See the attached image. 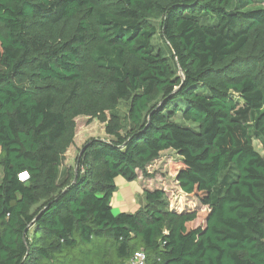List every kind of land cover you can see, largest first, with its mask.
I'll use <instances>...</instances> for the list:
<instances>
[{"label": "trees", "instance_id": "1", "mask_svg": "<svg viewBox=\"0 0 264 264\" xmlns=\"http://www.w3.org/2000/svg\"><path fill=\"white\" fill-rule=\"evenodd\" d=\"M78 117L106 138L62 173ZM254 141L264 0H0V264H264ZM166 151L205 209L154 189L113 215L115 180Z\"/></svg>", "mask_w": 264, "mask_h": 264}, {"label": "rangeland", "instance_id": "2", "mask_svg": "<svg viewBox=\"0 0 264 264\" xmlns=\"http://www.w3.org/2000/svg\"><path fill=\"white\" fill-rule=\"evenodd\" d=\"M104 139L106 135L104 133V124L93 120L89 122L86 117H78L75 120V137L73 144L69 147L65 155V161L62 165V173H65L69 168H74L75 159L82 148L84 143L89 139ZM254 148L257 152L264 156V147L254 141ZM180 163V159L172 151H166L161 153L159 159L153 162L148 168L147 172L152 178H143L140 173L138 183L139 190H154L161 189L167 196V201L172 210L178 213L191 212V211H203L205 207L202 206L199 199L195 195H187L181 191L178 183L176 182V169L172 172V167ZM2 179V170L0 168V181ZM143 188V189H142ZM138 190V191H139ZM145 203L141 206L143 207ZM111 206L113 215L120 213H126L127 211L119 208L118 199L111 198ZM139 207V208H141ZM137 208V209H139ZM136 209V210H137Z\"/></svg>", "mask_w": 264, "mask_h": 264}, {"label": "crops", "instance_id": "3", "mask_svg": "<svg viewBox=\"0 0 264 264\" xmlns=\"http://www.w3.org/2000/svg\"><path fill=\"white\" fill-rule=\"evenodd\" d=\"M138 179L139 176L134 182H126L120 177L115 180L116 191L113 194V198L118 199L119 208L128 213L135 212L137 208L145 203V191L140 192Z\"/></svg>", "mask_w": 264, "mask_h": 264}, {"label": "built area", "instance_id": "4", "mask_svg": "<svg viewBox=\"0 0 264 264\" xmlns=\"http://www.w3.org/2000/svg\"><path fill=\"white\" fill-rule=\"evenodd\" d=\"M28 175L26 173H22L19 175L20 181H25ZM147 257L144 251L138 250L133 253V255L124 263L122 264H146Z\"/></svg>", "mask_w": 264, "mask_h": 264}, {"label": "water", "instance_id": "5", "mask_svg": "<svg viewBox=\"0 0 264 264\" xmlns=\"http://www.w3.org/2000/svg\"><path fill=\"white\" fill-rule=\"evenodd\" d=\"M82 152H83V150H81V151H80L79 155H81V154H82ZM75 180H76V178H75ZM75 180H74V181H75Z\"/></svg>", "mask_w": 264, "mask_h": 264}]
</instances>
